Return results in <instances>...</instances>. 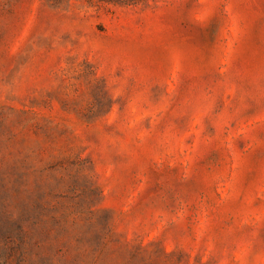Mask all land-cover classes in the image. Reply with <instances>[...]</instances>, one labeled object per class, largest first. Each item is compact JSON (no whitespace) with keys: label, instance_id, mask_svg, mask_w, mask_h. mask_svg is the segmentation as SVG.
Instances as JSON below:
<instances>
[{"label":"rangeland","instance_id":"374dc122","mask_svg":"<svg viewBox=\"0 0 264 264\" xmlns=\"http://www.w3.org/2000/svg\"><path fill=\"white\" fill-rule=\"evenodd\" d=\"M0 264H264V0H0Z\"/></svg>","mask_w":264,"mask_h":264}]
</instances>
